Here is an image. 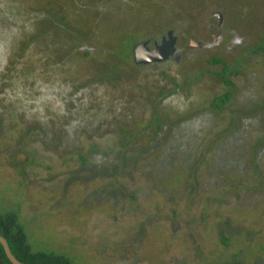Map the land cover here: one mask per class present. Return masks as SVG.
<instances>
[{
    "label": "rangeland",
    "instance_id": "rangeland-1",
    "mask_svg": "<svg viewBox=\"0 0 264 264\" xmlns=\"http://www.w3.org/2000/svg\"><path fill=\"white\" fill-rule=\"evenodd\" d=\"M80 1L0 40V213L76 264H264V0H186L187 31L207 37L220 10L226 41L167 76L120 35L183 28V0ZM217 55L238 71L219 111Z\"/></svg>",
    "mask_w": 264,
    "mask_h": 264
},
{
    "label": "flooded vegetation",
    "instance_id": "flooded-vegetation-1",
    "mask_svg": "<svg viewBox=\"0 0 264 264\" xmlns=\"http://www.w3.org/2000/svg\"><path fill=\"white\" fill-rule=\"evenodd\" d=\"M82 7H84V4L80 0H62L61 4H56L55 0H0V40L5 43L4 45L7 46L9 40L11 41L12 36H16V37L24 36L26 38L25 34L28 32H22L24 29L23 27H28L29 23L32 21H34V23L36 24L37 23L36 20L42 17L41 15L43 12H46L47 14V17H42L45 18V23L47 25L50 24L53 25V19L58 17L59 11H65L66 20L64 21L70 22L71 10L72 12L77 14V12L83 9ZM186 15H187L186 0H183V28L174 27L171 25H165L162 26L161 29L157 31H154L155 27L149 28L148 31L146 26L144 30L141 29V31L138 32L137 37L135 36V38H133L130 35V33L129 34L121 33V35L119 34L120 36H122L121 37L122 39L119 42L120 51H118V53H120V55H122L123 57H127V58L132 57L134 66L137 68L147 69L149 71H154V72L159 71L163 76H167L168 71H170L174 65L179 64L182 61V59H184L187 55L192 56L194 53H198L204 49L211 48L214 46L221 47L225 44L226 36L224 30L226 26V17L222 11L215 10L213 12L210 23L208 25L210 32L208 33L207 37H200L199 35H197L196 31H191V32L187 31ZM50 17H52L53 19ZM97 19L98 16L96 20ZM150 19L153 21L152 18ZM166 22L167 21H165V23ZM6 26L12 29L11 33L9 29L6 28ZM76 30H77L76 32H71V35L77 37L96 36L95 37L96 39L102 37L100 35H95L96 33H93L90 30L84 31L79 28ZM37 33L39 35L41 32H37ZM74 39H76V37H74ZM126 40H128V42ZM233 41L236 42L237 39H233ZM73 46H74L73 43L71 44V46L69 44V50L70 49L72 50ZM141 46H143V48L139 49ZM163 46L164 47L167 46V48L168 46L170 48L172 46L174 48L175 54L174 55L170 54L161 61H155L151 63H141L137 61L138 53L146 54L148 51H154L155 49ZM82 48L83 47H81V49ZM91 53L92 52L89 50L88 52H85V55L90 56ZM217 56H214L213 58ZM212 59L210 60V62L212 61ZM50 60L55 61L56 57L54 56ZM214 66L217 68L215 70H212L213 71L212 73L218 72L221 68H223L222 64H216ZM213 76L218 80V82L222 86L221 93H218L209 102L211 109L216 110L211 106V102L213 101V99L220 97L227 89V86L220 80V77L218 75H213ZM237 77L238 75L232 76V79L235 82V88L231 89L233 96L228 104H230L234 98ZM163 94H164L163 96H165V93ZM164 99H168V97H164ZM154 120L155 121L160 120L159 113L155 115ZM128 122H129L128 120L125 121L122 127H126L127 125L126 123Z\"/></svg>",
    "mask_w": 264,
    "mask_h": 264
},
{
    "label": "trees",
    "instance_id": "trees-1",
    "mask_svg": "<svg viewBox=\"0 0 264 264\" xmlns=\"http://www.w3.org/2000/svg\"><path fill=\"white\" fill-rule=\"evenodd\" d=\"M252 53H264V44H260L258 47H254L251 50ZM212 65L222 64L218 72L211 74L218 75L220 80L227 86L225 92L218 98L213 99L211 106L217 111L224 109L230 102L235 88V82L232 76H237L238 71L236 68L229 66L219 56L215 57L211 61ZM0 235L4 237L12 254L22 263L25 264H76L73 259L64 253L34 249L30 237L27 233L25 225L20 219L19 213L16 211H8L0 213ZM0 264H13L7 257L2 243L0 242Z\"/></svg>",
    "mask_w": 264,
    "mask_h": 264
},
{
    "label": "water",
    "instance_id": "water-1",
    "mask_svg": "<svg viewBox=\"0 0 264 264\" xmlns=\"http://www.w3.org/2000/svg\"><path fill=\"white\" fill-rule=\"evenodd\" d=\"M143 48L141 46L139 49ZM174 48L171 46V48L168 46L166 47H159L155 49L154 51H148L146 54H137V61L141 63H151L155 61H161L165 59L168 55L172 54L174 55ZM0 242L2 243L4 250L6 252L7 257L11 260L13 264H25L19 261L11 252L10 247L8 245L7 240L0 235Z\"/></svg>",
    "mask_w": 264,
    "mask_h": 264
},
{
    "label": "clouds",
    "instance_id": "clouds-1",
    "mask_svg": "<svg viewBox=\"0 0 264 264\" xmlns=\"http://www.w3.org/2000/svg\"><path fill=\"white\" fill-rule=\"evenodd\" d=\"M237 43H240L241 42V39L240 38H237ZM165 103H167V101H165Z\"/></svg>",
    "mask_w": 264,
    "mask_h": 264
}]
</instances>
